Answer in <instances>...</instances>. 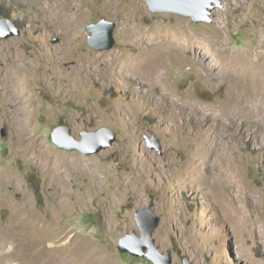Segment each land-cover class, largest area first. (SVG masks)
Returning <instances> with one entry per match:
<instances>
[{
    "label": "rangeland",
    "instance_id": "374dc122",
    "mask_svg": "<svg viewBox=\"0 0 264 264\" xmlns=\"http://www.w3.org/2000/svg\"><path fill=\"white\" fill-rule=\"evenodd\" d=\"M48 1L0 0V19L20 28L0 37V240L23 239L10 263L78 245L93 264H154L119 249L151 205L173 264H264V82L254 89L246 68L235 82L223 74L239 56L264 70V0H221L204 22L147 0H68V22ZM104 20L115 44L98 50L87 27ZM225 51L229 61L208 66ZM24 88L28 108L16 104ZM18 109H30L24 121ZM61 125L78 139L102 127L116 138L97 153L67 150L51 137ZM26 214L35 231L22 229Z\"/></svg>",
    "mask_w": 264,
    "mask_h": 264
},
{
    "label": "water",
    "instance_id": "95a60500",
    "mask_svg": "<svg viewBox=\"0 0 264 264\" xmlns=\"http://www.w3.org/2000/svg\"><path fill=\"white\" fill-rule=\"evenodd\" d=\"M152 11L177 13L191 17L195 22L212 20V11L221 6V0H147ZM115 23L100 21L87 27L89 32V45L102 50L109 49L115 44ZM20 34V29L8 18L0 19V37H9ZM72 127L61 125L52 131L53 142L60 148L78 150L85 154L97 153L103 148L113 144L116 134L108 127H102L97 131L82 132V139L71 134ZM161 149V144L154 145ZM137 222L141 228V234L136 230L127 233L120 238L119 249L135 256L146 257L154 264H173L171 250L164 252L157 244L154 232L159 226L161 218L153 210L146 206L137 209L135 213ZM183 264H195L189 256L183 258Z\"/></svg>",
    "mask_w": 264,
    "mask_h": 264
},
{
    "label": "bare ground",
    "instance_id": "6f19581e",
    "mask_svg": "<svg viewBox=\"0 0 264 264\" xmlns=\"http://www.w3.org/2000/svg\"><path fill=\"white\" fill-rule=\"evenodd\" d=\"M115 0H110V2H114ZM68 5V0H56V2H51V1H48L47 4L45 5L48 9H52V11H55V10H59L60 11V15H59V18L60 19H65V20H68V22H71V16H69L68 13H65L66 11H63L64 10V7ZM44 6V7H45ZM71 6V5H70ZM45 7V8H46ZM46 8V9H47ZM66 8V7H65ZM52 13V12H51ZM57 13V12H56ZM54 16V15H53ZM58 17V16H57ZM72 24L74 25L75 23V20L72 18ZM117 54V53H116ZM219 55V54H218ZM250 55V54H249ZM235 56V55H234ZM252 56V55H250ZM250 56H244V57H241L239 56L238 59H234V57H232V61L230 62V57H229V53L227 51H225L223 54H221L220 56H218V58H213V60H209L210 64H208L209 67H212V69H214L215 67L217 68L218 66L220 65H223L225 64L226 60L229 61V65H223L225 66L226 70L225 72L223 73L225 76H228L229 78H231V81L232 82H235L236 80H238L239 76H240V73L238 71V69H243L246 68L248 71L251 72V86L253 85V88L254 89H257V82H259L258 84H261L264 82V70L261 66L258 65V61L257 59H252ZM210 57V56H209ZM151 58V57H150ZM150 60V59H149ZM225 62V63H224ZM27 63L26 62L25 64L23 62H17V65L18 67H20V69H23V65H24V68L27 67ZM121 63V62H120ZM152 64V62H151ZM154 64V63H153ZM135 65L136 64H132V65H129L132 67L129 68L130 72H134L135 71ZM122 66V65H121ZM141 66V65H140ZM221 67V66H220ZM219 69V68H218ZM222 69V68H221ZM128 70V69H127ZM156 70V69H155ZM8 71V69L6 70ZM213 71V70H212ZM222 71V70H221ZM224 71V69H223ZM145 72V71H144ZM146 74V73H145ZM148 74V73H147ZM219 74V73H218ZM159 76V75H158ZM223 76V75H222ZM259 79H258V77ZM9 77H10V72H9ZM152 77V76H151ZM261 77V78H260ZM153 78V77H152ZM154 79V78H153ZM258 79V81H257ZM156 83V82H155ZM10 84L12 85V82L10 81ZM13 86V85H12ZM15 86V85H14ZM19 87V86H18ZM252 88V87H251ZM27 89V87H26ZM25 88H24V95H20V96H17L16 98V104H19L20 103V107L23 108V107H29L31 104H33V101H34V92L33 91H27ZM16 92V91H15ZM257 92V90L255 91ZM252 95L256 94V93H253L251 92ZM257 95V94H256ZM255 96V95H254ZM19 106V105H18ZM227 106V104H226ZM231 106V105H230ZM232 107V106H231ZM15 108V107H13ZM20 108V109H21ZM227 108V107H226ZM20 109H18L17 111V118L19 121H24V116L28 115L29 112H30V109L29 111L28 110H24V111H21ZM225 109V108H223ZM226 110H229L228 108ZM15 111V110H14ZM36 139L35 138H32V141L31 143L34 145V141ZM35 146V145H34ZM48 155V154H47ZM55 178V177H54ZM64 182V181H63ZM6 197V196H5ZM4 197V198H5ZM3 197L1 198L2 201L4 202V199ZM0 199V201H1ZM4 199V200H3ZM8 200V199H7ZM8 202V201H7ZM63 203H65V201H62ZM8 204V203H7ZM17 208V207H15ZM16 211V210H15ZM21 214H24V211L20 210L19 211ZM16 213V212H15ZM19 213V214H20ZM18 215V214H17ZM19 216V215H18ZM23 218V225H22V229L23 227L25 228H33L34 225L33 223V219H32V216L30 214H26V216H21ZM37 225H35L36 227ZM44 226V225H43ZM66 226V225H65ZM35 227H34V231H35ZM69 227V226H68ZM41 229V228H40ZM44 229V228H43ZM32 230V229H31ZM39 230V229H38ZM37 230V231H38ZM19 231H22L19 229ZM19 231H18V234H19ZM57 231V230H56ZM30 232V231H29ZM54 232V231H53ZM71 232V230H64V228L62 230H58V234L59 233H62L59 237V242L60 243L61 241H64L65 239L68 238L69 236V233ZM27 233V232H26ZM49 233V232H48ZM46 234V233H45ZM25 235V234H24ZM48 235V234H47ZM17 234L16 232L14 231H11L10 233H7V235H2V240H0V243H2V245H0V258H1V262L2 264H13V263H10L13 261V259H19L21 257V253L22 251L18 249L19 246H21V242L23 241V239L21 238H17L16 237ZM23 236V235H21ZM20 237V236H19ZM53 237V236H52ZM9 238H11L13 241L11 243H13V245H11L9 248L6 249V240H8ZM54 239V238H53ZM74 238H72L73 240ZM10 241V240H9ZM72 242V241H71ZM74 242V241H73ZM76 243V242H75ZM57 245V244H56ZM76 245V244H75ZM81 245V243H80ZM90 249H88L87 246H75V247H72V248H69V251H68V255L66 253V256H58L57 254H54V253H51L50 257L48 256V258L46 260H44L43 264H71L72 261H76L78 264H93V260L92 258L89 256V251ZM24 251V249H23ZM43 254V253H42ZM40 257L37 258V261L39 260ZM45 258V256H42L41 255V263H42V260ZM68 258V259H67ZM6 261H8L9 263H7Z\"/></svg>",
    "mask_w": 264,
    "mask_h": 264
},
{
    "label": "flooded vegetation",
    "instance_id": "af4514ba",
    "mask_svg": "<svg viewBox=\"0 0 264 264\" xmlns=\"http://www.w3.org/2000/svg\"><path fill=\"white\" fill-rule=\"evenodd\" d=\"M19 28V27H18ZM20 29V28H19ZM5 38V37H4Z\"/></svg>",
    "mask_w": 264,
    "mask_h": 264
}]
</instances>
